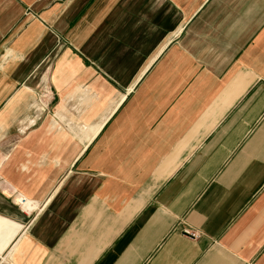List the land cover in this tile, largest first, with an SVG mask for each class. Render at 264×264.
<instances>
[{"label": "crops", "instance_id": "1", "mask_svg": "<svg viewBox=\"0 0 264 264\" xmlns=\"http://www.w3.org/2000/svg\"><path fill=\"white\" fill-rule=\"evenodd\" d=\"M0 264H264V0H0Z\"/></svg>", "mask_w": 264, "mask_h": 264}, {"label": "built area", "instance_id": "2", "mask_svg": "<svg viewBox=\"0 0 264 264\" xmlns=\"http://www.w3.org/2000/svg\"><path fill=\"white\" fill-rule=\"evenodd\" d=\"M184 235L189 237L192 240H197L200 238V234L193 230H185Z\"/></svg>", "mask_w": 264, "mask_h": 264}]
</instances>
